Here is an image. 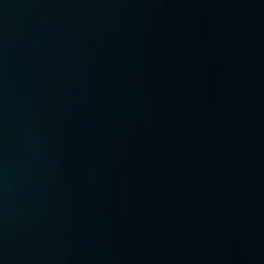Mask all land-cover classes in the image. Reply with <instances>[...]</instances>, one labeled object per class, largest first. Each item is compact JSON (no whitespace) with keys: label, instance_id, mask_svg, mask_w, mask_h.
Instances as JSON below:
<instances>
[{"label":"water","instance_id":"1","mask_svg":"<svg viewBox=\"0 0 264 264\" xmlns=\"http://www.w3.org/2000/svg\"><path fill=\"white\" fill-rule=\"evenodd\" d=\"M0 264H264V0H0Z\"/></svg>","mask_w":264,"mask_h":264}]
</instances>
